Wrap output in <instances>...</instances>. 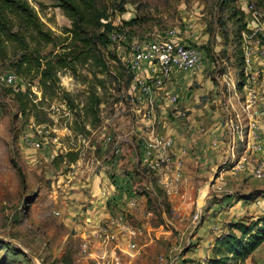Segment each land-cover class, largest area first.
I'll return each instance as SVG.
<instances>
[{
	"label": "rangeland",
	"instance_id": "1",
	"mask_svg": "<svg viewBox=\"0 0 264 264\" xmlns=\"http://www.w3.org/2000/svg\"><path fill=\"white\" fill-rule=\"evenodd\" d=\"M24 1L58 38L43 54L61 65L44 97L38 79L4 85L19 54L0 59V264H205L232 224L264 216V86L244 92L239 34L249 5L264 24V0H100L130 40L174 31L203 52L148 97L131 92L125 52L100 44L79 59L57 2ZM9 89L28 91L25 110ZM161 137L157 171L144 146ZM239 264H264V242Z\"/></svg>",
	"mask_w": 264,
	"mask_h": 264
},
{
	"label": "trees",
	"instance_id": "2",
	"mask_svg": "<svg viewBox=\"0 0 264 264\" xmlns=\"http://www.w3.org/2000/svg\"><path fill=\"white\" fill-rule=\"evenodd\" d=\"M57 2L65 17L71 22L69 35L79 42V59H94L97 47L111 46L109 34L112 30H123L124 26L114 27L109 15L101 7L100 0H53ZM101 20H107L102 23ZM110 20V21H109ZM132 24L131 21L124 25ZM247 30L241 25L239 34ZM53 32L40 21L34 8L24 0H0V59L19 54L9 64L20 80L30 84L38 79L42 95L52 94L58 89L57 68L61 65V55L43 54L49 46H56ZM96 51V52H95ZM116 57V55H115ZM73 58L72 60H74ZM71 61V60H70ZM133 78L130 75V80ZM25 110L29 104L28 91L8 90ZM237 233V234H236ZM264 242V216L249 224L238 222L230 226L229 232L216 240L212 254L205 264H239L251 255Z\"/></svg>",
	"mask_w": 264,
	"mask_h": 264
},
{
	"label": "built area",
	"instance_id": "3",
	"mask_svg": "<svg viewBox=\"0 0 264 264\" xmlns=\"http://www.w3.org/2000/svg\"><path fill=\"white\" fill-rule=\"evenodd\" d=\"M248 24L247 30L240 33L242 51L241 73L245 80L244 92L254 95L263 89L264 82V24L260 22L262 14L253 6H247ZM110 21V20H109ZM119 15L112 20L114 27L122 26ZM107 23V20H101ZM111 47L120 56H123V64L133 76L132 84L134 91L139 88L141 97H148L153 88L164 87L169 80L177 75L187 74L197 69L203 61V52L199 47L186 44L175 35L174 31L165 33L163 36H154L143 40H130L127 32L112 30L109 34ZM1 81L6 86L15 85L20 79L13 73L2 76ZM169 104L177 102L178 97L170 92L164 94ZM40 133V131H38ZM39 140L33 139L32 145L39 147ZM107 143H111L116 154L120 153L117 141L109 137ZM171 145V140L166 138H149L144 146L146 165L157 171H161L167 162L166 152ZM254 149H260L254 145ZM262 168L257 170L260 173ZM260 176V175H259ZM198 215L195 216V220ZM158 264H174L168 262L164 256L158 258Z\"/></svg>",
	"mask_w": 264,
	"mask_h": 264
},
{
	"label": "crops",
	"instance_id": "4",
	"mask_svg": "<svg viewBox=\"0 0 264 264\" xmlns=\"http://www.w3.org/2000/svg\"><path fill=\"white\" fill-rule=\"evenodd\" d=\"M173 80H175V77H174V78H172V81H173ZM178 80H181V79H176L175 81L177 82Z\"/></svg>",
	"mask_w": 264,
	"mask_h": 264
}]
</instances>
